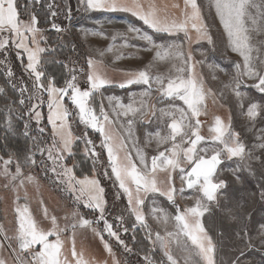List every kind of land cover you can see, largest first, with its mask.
<instances>
[{"label":"rangeland","instance_id":"1","mask_svg":"<svg viewBox=\"0 0 264 264\" xmlns=\"http://www.w3.org/2000/svg\"><path fill=\"white\" fill-rule=\"evenodd\" d=\"M28 1L34 3L33 0ZM131 1L126 3L131 4ZM138 3L144 11H148L151 6L161 20L165 19L169 22L171 20H183L185 11L189 14L191 13V8H186L185 0H143L142 3ZM253 3L259 5L261 10H264V2L262 0H253ZM35 4L40 12L38 16L34 12L32 14L37 16L39 20L38 26L44 30L43 36L45 40L41 41V46L53 49L48 31L50 29L54 30L51 27L52 23L58 24L63 29L60 33L54 30L58 44L72 53L70 60L66 64L68 66L67 73L68 69L76 70L80 87L87 88V61L91 58L94 61L95 71L111 82L104 87L109 88L110 93L106 94L104 88L100 89L99 92L95 93L97 96L95 101L98 98L100 102H104L103 106L108 114L110 111L114 113L124 111L123 108H114L117 100L124 106L132 104L137 110L134 114L129 113L127 116H117L123 129L122 132H119L113 123L108 124L105 122V129L112 137L111 143L119 146L121 141L127 137L129 131L128 120L133 121L131 139L134 143H128L123 148L117 147L116 155L122 164L126 165L128 163L126 157L131 155L133 162H137L139 166V161L135 159V149L138 148L145 154L150 167L151 157L158 155L160 151L171 148L172 144L175 143L180 146V167L184 168L186 173L192 164L184 160L182 149L190 146L186 142L189 138H194L191 137V131L185 128L183 132H187L186 136L182 132L180 136L176 137L175 141L168 140L164 144H158L156 134L169 136L171 130L168 128V124L173 119V116L163 115L161 109L173 112L174 118L179 119V113L176 112V109L183 108L187 112V106L180 100L163 97L160 90L161 85L155 82L154 79L150 85L134 84L126 88L118 87L120 83L131 78L130 74L144 69L148 70L152 78L160 76L165 88L170 79L178 81L179 79L188 78L186 70L183 72L179 71V69L185 68L183 60L171 57L154 59L156 50L148 45L147 42L137 39L134 33L128 31V28L131 26L140 29L141 32L150 35L158 45H166L175 41L182 46L185 54L188 52L192 53L194 62H200L195 64L194 78L202 82L205 93H208L209 89L211 92L205 96L201 105V114L198 117L200 121L198 131L204 139L197 145V148L222 147V145H213L212 137L214 133L210 131L214 126L215 119L219 117L225 127L230 125L231 131L239 134V138L246 145V151L253 153V158L248 161L250 170L238 172L237 175L240 177L238 181L232 170L237 167L239 160L237 158L228 160L225 155L223 162L217 168L214 179L215 182L220 179L226 180L228 186L218 192L216 201L209 202L202 198L198 185L192 189L184 188L179 168L175 170L158 168L153 175L157 186L162 191L167 190L169 187L168 176L169 172H171L176 189L174 195L175 203L168 201L166 196H162L159 193H148L146 195L143 192L140 193L141 198L145 201L142 211L148 225L145 236L152 248L167 260L165 248L161 247L160 242L156 240L157 233L162 238H165L167 250L173 256L176 264H207L199 249L192 244L186 235L180 232L174 219L178 209L183 212L184 209L194 206L197 199H201L202 203L207 206V211L199 219L206 235L212 240L214 264H232L238 257L240 258V264H264V243H262V240H264V235H262V232H264V201L260 199L261 186L264 185V151L255 147V145L262 142L258 137L264 135V94H261L257 88L252 87L255 83L253 80L244 78L240 88V91L245 93L242 109L232 88L225 87V85L232 82L236 74L234 65L242 63V60L229 47L224 28L213 6V0H197V4L200 6L202 23L213 40L211 45L207 39L198 37V33L191 28L190 23L188 25V35L191 40L188 41L183 32L174 36H169L167 33L154 32L130 12L101 14L96 13L99 11H86L78 4V0H40V3ZM49 4L52 5L51 11L58 13L57 16H51ZM68 7L71 8L70 19L66 18ZM249 11L253 15H258L256 8H250ZM258 22L264 25V21H259V18ZM96 33H103V36ZM154 34L163 36L156 40ZM250 35L254 49L252 52L254 63L259 66V61L264 60V32L252 31ZM71 36L77 42V47L72 43ZM114 36L116 37L115 40H113ZM125 44L127 46L122 47ZM109 47H111V51H107ZM17 52L18 50L11 46L6 53L0 51V60L6 61L5 64H0V78L3 85L17 96L15 98L17 103L13 105L15 109H13L11 114L13 122L11 130L6 126L7 110L11 106L10 101L5 100L3 107L4 125L9 132H13L17 122H21L24 133V123L28 120V117L25 115L23 118H18L21 112L19 106L20 96L19 92L13 89L12 84L19 85L22 82L28 88H31L33 78L27 74L24 68L27 63L26 56L23 59H18ZM50 53L52 52L47 54ZM117 57L121 58L117 59ZM8 68H11L14 73V79L11 82L6 75ZM81 69L84 71L81 72ZM4 93L8 99H14L10 93ZM142 93H147V95H142ZM25 95L27 96V93ZM109 97L114 98L111 104ZM42 100V103L40 101L34 102L38 104V110L41 112L40 127H44L45 132L43 134L39 133L35 120H32L30 124L31 135L28 136L30 138L28 148L31 147L32 136L38 138L37 142L41 146L50 147L52 145V126L48 124L47 120L48 104L46 93L43 94ZM250 102H256L261 105L260 114L255 121H250L246 116ZM89 105L94 110L93 97L90 99ZM65 106L73 113L68 118V127L73 137L80 138L87 133L88 138L96 145V151L99 155L97 158L86 155L83 139H74V143L78 141L82 144V154L89 161V166H85L83 177L78 176V166L81 162L76 159L73 150L71 156L65 154L63 164L66 167L73 168L72 175L75 177V180L72 181L73 184L75 181L85 178L99 181L100 186L104 188V199L106 200L105 216L113 224L114 230L119 232L121 239L128 245L126 239L133 231L132 225L135 223V218L128 212L127 197L118 189L115 177L111 176L107 152L100 147L102 138L98 132L80 123L76 114L77 110L71 105L70 101L66 100ZM24 111L26 112L27 108ZM96 114H100V108ZM191 123L195 124V120H192ZM199 154L205 155V153ZM166 155H170V153L166 152ZM207 155H211V152L207 153ZM0 157L2 156L0 155ZM256 157H259V159H256ZM35 159L37 161L35 166L29 164L22 169L24 177L31 175L34 178L31 182L25 179L24 183L21 184L18 179L10 184L9 180L0 176V228L5 236V239L0 238V260H3L5 264H19V261H24L26 264V262L31 261L32 259H29L28 254L30 252L23 250L22 253H19L13 243L17 240L20 220L30 218L35 222L39 230L47 232L53 228L51 217L55 216L58 229H65V231L60 233V240L63 242L62 250L70 247L81 249L88 247L91 254L103 258L107 254L104 248V242H107L110 245H115L117 249L120 248V254L123 255L122 257H116L119 264L128 263L130 258L132 261L133 257L129 255L130 252H126L115 238L104 233V242H102L100 237L94 233L93 228L102 231L103 222L99 224L94 222L92 227H76L73 230L72 224H78L81 216L94 221V218L99 213L85 208L83 200L77 201L75 199V196L79 195V191L73 194L69 188V177L62 174V168L58 164H54L53 160L48 159L47 153L41 155L39 151H36ZM20 162L23 164L22 161ZM53 167H56L57 171L61 172V177L58 178L52 171ZM10 171L15 172V163L11 166ZM106 171L108 176H105ZM89 172H91V175L88 174ZM5 185H8V187H5ZM76 187L78 189L79 185H76ZM130 187L135 191V185L130 184ZM181 188L184 189L183 192L180 191ZM25 208L27 209L26 213L24 212ZM153 208L162 209L163 214L153 213ZM45 209L47 210V215L45 214ZM228 209L233 210V215H239L243 212V223L247 226L246 229H242L239 226L238 220L230 218L227 214ZM73 213H76V215L74 216ZM164 214L168 217L166 222ZM249 215L251 216L250 220L248 219ZM118 216L124 217L123 227L128 228L127 233L123 231V228L118 227L119 221L116 220ZM139 227L137 226L136 229ZM245 230H247L248 237L251 238V242L254 245L251 249L246 247L248 239H241ZM149 231L151 232V239L147 238ZM167 233H173L174 235L169 239L167 238ZM56 238L53 235L48 239L50 242H54ZM6 241H8L7 243L10 246ZM39 247V245H36L34 250L39 251ZM128 247L130 248L129 245ZM10 248H13L18 261ZM241 251L244 252L242 257L240 256ZM102 252L104 255L100 254ZM23 256L27 257L28 260L22 258ZM140 259L141 264H147L144 257H140ZM149 259L151 260V258ZM133 263L136 264L135 260H133ZM168 263L170 264V262Z\"/></svg>","mask_w":264,"mask_h":264},{"label":"snow or ice","instance_id":"2","mask_svg":"<svg viewBox=\"0 0 264 264\" xmlns=\"http://www.w3.org/2000/svg\"><path fill=\"white\" fill-rule=\"evenodd\" d=\"M34 3H40V0H33ZM264 2V0H262ZM78 4L82 6L86 11H110V12H130L133 16L143 21L149 29L158 33H167L169 36H174L177 33L183 32L186 40L190 41L191 37L188 35V25L191 24V28L195 29L200 39H207L208 43L213 44L211 36L205 30V26L202 23V17L200 15V6L197 4V0H185L186 8H191V13L184 12L183 20H161L156 14L154 8L150 6L148 11H144L137 0H132V3H126L124 0H78ZM213 6L215 7L217 16L224 28L225 34L228 39V44L234 53H237L242 60V63H236L234 68L236 74L233 77L231 83L225 85V87L232 88L234 95L241 104L243 109V100L245 93L240 91V88L244 82V78L253 80L255 83L252 87L259 90L261 94H264V60L259 61V66L254 63L252 56L253 46L251 44V32H264V25L259 21H264V10H261L260 6L253 3V0H213ZM51 12V16H57V12L51 11L52 5H48ZM256 8L258 15H253L249 9ZM71 18V8L67 9V17ZM250 24V26H249ZM39 20L35 14H31L28 21H21L19 18L18 8L15 0H0V51L7 52L8 48L14 47L18 50L17 58L23 59L26 56L27 63L24 65L27 74L32 77L31 88L24 83L12 84L14 90L19 92V106L21 108L20 116L23 118L27 115L28 120L24 123V135L30 136V124L32 120H35L37 125V131L41 134L45 132L44 127H40L41 123V112L38 110V104L34 101L43 102V94H47L48 104V124L52 126L53 141L50 147L41 146L37 141L36 136H32V144L28 149V154L24 157L23 164H21L19 158L9 155L7 159L0 157V176L5 177L9 180V183H13L16 180H20L23 184L26 179L28 182L33 181V177L28 175L24 177L22 169L25 165L31 164L35 166L37 161L35 159L36 151H39L41 155L47 153L49 160H53L54 164H58L62 168V174L69 177V188L73 192L79 191V195L75 196L77 201H84V207L91 209L95 213H99L93 220H89L81 216L78 224H72L73 230L76 227H92L93 223L99 224L103 222V229L98 230L93 228L94 233L100 237L101 241L104 242V233L108 236L115 238L120 245L124 247L126 252H131L132 249L121 239L120 234L117 230H114L113 224L110 223L106 216V200L104 199V188L100 186V183L96 179L85 178L83 180H75L72 175L73 168L66 167L63 164L65 154L68 156L72 155L74 139H83L85 147L84 152L90 157L97 158L98 153L96 151V145L88 138L87 133L83 137L74 138L71 130L68 127V118L73 115L72 112L65 106V101H70L71 105L77 110L80 123L84 124L87 128H91L93 131L98 132L102 138L100 147L106 150L109 165L111 167V176L115 177V183L118 185V189L127 197L128 201V212L131 216H134L135 223H133V239L135 240V229L137 226L141 228H147L146 218L142 211V206L145 201L141 198L140 193L143 192L145 195L148 193H159L162 196H166L168 201L175 203L174 195L176 189L174 187L173 178L171 172L168 176L169 187L167 190H161L157 186V182L154 178V173L158 168L166 169L170 168L175 170L180 169L181 181L186 184L187 188L192 189L199 186V191L202 193V198L209 202L216 201L218 192L228 186L226 180L220 179L215 182V176L217 173L218 166L223 162L226 155L228 160L237 158L239 163L237 167L232 170L233 175L239 181L240 177L237 175L242 170H250V161L253 158V153L246 151L245 143L239 138V134L231 131L230 125L225 127L223 121L217 117L215 119L214 126L210 129L214 133L212 137L213 145H222V147H210V148H197V145L204 139L199 134L200 121L198 117L201 114V105L205 99V96L211 92L205 93L203 84L199 79L194 78V68L196 63L199 61H193V55L191 52L187 54L182 50V46L177 44L175 41L168 44H156L152 37L147 33L141 32L140 29L135 27H129L128 31L134 33L136 38L147 42L152 48L156 50V56L154 59H167L169 57L183 60L185 68L179 69V71H187V79H170L165 88L162 83V78L157 76L155 78L150 77L148 70H139L135 73L130 74L131 78L125 82L120 83L118 87L126 88L134 84L150 85L152 80L161 85L160 90L163 97L172 98L173 100H180L184 105L187 106V112L183 108H177L176 112L179 113V119L174 118V113L161 109V113L167 116H173L172 122L168 124V128L171 130L169 136H160L156 134L158 144H164L168 140L175 141L177 136H180L183 130L189 129L191 131V137L188 141L189 147L182 149L184 154V160L191 163L193 166L190 171L185 173V169L180 167L179 151L180 146L173 143L171 148L160 151L158 155L151 157V166L147 162L146 156L140 149L136 148L135 159L139 161L133 162L131 155L126 157L128 163L122 164L116 155L117 147H126L128 143H134L131 139L132 132L131 126L133 121L128 120V134L127 137L121 141L119 146L111 143L112 137L105 129V122L108 124L113 123L109 119V114L105 111L103 104L100 107V114L90 107L89 101L95 93L99 92L100 89L109 85L111 82L95 71V65L93 59L89 58L87 76V88H81L79 85L78 76L75 69H68V78L65 79L63 86H58L54 76H47L44 71V64L49 61L44 60L42 54L54 52L55 49L48 47H42L41 41H44L43 29L39 26ZM52 29L57 33L63 31V29L56 23H52ZM7 33V34H5ZM103 36V33H96ZM122 35V34H121ZM116 37H113L115 40ZM46 43V41H45ZM127 44L122 45L126 47ZM111 51V47L107 49ZM258 51V49H257ZM103 55V53H101ZM203 54V53H201ZM121 57H117L119 59ZM59 63V61H52ZM5 60H0V64H5ZM68 66L65 65V68ZM81 72L84 70L81 69ZM9 81L14 79V73L11 68L7 69L6 72ZM45 79L47 83H45ZM4 89L0 88V94H3ZM27 93V96L25 95ZM147 95V93H142ZM110 104L112 103V97H109ZM13 104L17 102L13 100ZM27 108L25 112L24 109ZM114 108H123L124 111L116 112V116L124 115L127 116L129 113H135L137 110L132 104L127 106L121 105L117 100ZM261 105L256 102H250L247 107L246 116L250 121H255L256 117L260 114ZM8 117L6 118V126L9 130L13 127L11 114L13 109L8 108ZM190 113V115H189ZM195 120V124L191 123ZM183 135H187V132H183ZM262 142L255 145L262 151H264V135L258 137ZM170 153V155H166ZM211 152V155L207 153ZM55 153V156H54ZM199 153H205L200 155ZM259 159V157H256ZM15 163V172H11L10 168ZM52 171L61 177V172L57 171L56 167L52 168ZM105 176H108L107 171ZM130 184L135 185V191H133ZM76 185H79L77 189ZM8 187V185H5ZM183 188L180 189L183 192ZM87 194V195H86ZM86 197V198H85ZM119 198V196H118ZM260 199L264 201V185L261 186ZM242 207V206H241ZM19 211V209H18ZM153 213L163 214L162 209L153 208ZM207 211V206L202 203L201 199H197L194 206L186 208L181 212L177 210V214L174 217L177 227L180 232L186 235L198 249L201 255L207 261V264H214L213 253L214 246L210 237L205 233V230L200 222V217L203 216L204 212ZM27 212V209H24ZM47 215V210L45 209ZM227 214L232 219H236L239 222V226L242 229H246L247 226L243 223L244 214L241 212L239 215H233V210L228 209ZM75 216L76 213H73ZM168 217L164 214V220L167 221ZM251 219V216H248ZM116 220L119 221L118 227L123 228V231L127 233L128 228L123 227L124 217L118 216ZM53 228L47 232L39 230L35 222L30 218L22 219L19 223V230L17 240L19 241V247L21 250L31 252L32 260L28 261L27 264H67V261H61L62 241L60 240V233L65 229H58L56 224V217H51ZM56 236L54 242L49 241L50 236ZM173 233H167V238L171 239ZM264 235V232H262ZM147 238L151 239V232L147 233ZM248 239L246 247L251 249L254 245L251 242V238L248 237V232L245 230L241 239ZM156 240L160 242L161 247L165 248V255L168 258L170 264H176L173 256L167 250L165 244V238H162L159 233L156 234ZM264 243V240H262ZM39 245V251H35L34 248ZM105 250L113 255V264H119L112 253V248L107 242H104ZM73 257H78L75 260V264H86L83 256L77 254L73 249ZM244 252L241 251L240 256L242 257ZM147 264H152V261L145 256ZM0 264H5L3 260H0ZM20 264H25L24 261H20ZM232 264H240V258L232 262Z\"/></svg>","mask_w":264,"mask_h":264},{"label":"trees","instance_id":"3","mask_svg":"<svg viewBox=\"0 0 264 264\" xmlns=\"http://www.w3.org/2000/svg\"><path fill=\"white\" fill-rule=\"evenodd\" d=\"M130 0H124V2H129ZM143 0H138V2L142 3ZM18 8L19 18L21 21H28L30 18V15L32 12H34L37 16L39 15V8L36 6L35 3L29 2L28 0H15ZM132 2V1H131ZM145 4V3H144ZM163 20V19H162ZM165 20V19H164ZM172 21V20H171ZM48 34L50 35V41L51 46L53 49H55L54 52L50 54L43 55L44 60L49 61L48 63L44 64V71L46 72L47 76H54L56 79V83L58 86H63L64 81L66 78H68L67 68H65V65L68 63V61L71 58L72 53L62 46H60L57 40V35H55L54 30H49ZM153 34V32H152ZM155 35V34H154ZM162 35V34H160ZM163 36V35H162ZM158 34H156L154 37L156 40L160 39ZM71 41L74 44V46L77 47V42L75 39L71 36ZM52 61H59V63L52 62ZM47 80L45 79V83ZM0 88H3V94H0V155L7 159L10 154L13 155L14 158H19L20 161H24V157L26 156V153L28 151V147L30 144V138L24 135L23 133V125L21 122H17V126L13 132H9L4 125V112L3 107L5 100L10 101V106L12 109H15L13 107V100L17 97L16 94L10 92L2 83V79L0 78ZM106 93H110L109 88H105ZM10 93V95L14 98H9L5 95V93ZM96 94L93 96V105H94V111L97 113L99 111L101 102L96 98ZM74 156L76 159H78L81 164L78 166V176L83 177L85 166H89V161L85 158V156L82 154V144L78 141L74 143L73 149ZM91 175V172L88 173ZM146 228L139 227L138 229H135V240L133 239L134 232L127 237L126 242L132 249V251L129 253L133 257V260H135L136 264H141L140 257L147 256L148 258H151L152 264H169L166 260H164L159 252L155 251L152 248V245L150 242L146 239L145 236ZM110 245V244H109ZM112 248V253L115 257L121 256L123 254H120L119 249L116 248L115 245H110ZM81 249V248H80ZM91 253L90 249L88 247H84L80 250V253ZM133 260L131 261V258L128 263L126 264H134Z\"/></svg>","mask_w":264,"mask_h":264},{"label":"crops","instance_id":"4","mask_svg":"<svg viewBox=\"0 0 264 264\" xmlns=\"http://www.w3.org/2000/svg\"><path fill=\"white\" fill-rule=\"evenodd\" d=\"M93 12H95V11H93ZM96 13H101V14H103V13H123V12H110V11H99V12H96ZM147 27V26H146ZM105 89V88H104ZM123 90V89H122ZM117 91V90H116ZM107 94V93H106ZM104 105V102H101V105ZM124 116V115H123ZM109 118L112 120V122H113V125H114V127L116 128H118V131L119 132H122L123 131V129H122V126H121V123L119 122V120H118V118H117V116L115 115V113L113 112V111H110V113H109ZM137 163V162H136ZM138 165V164H137ZM1 229V228H0ZM2 231V230H1ZM2 234H3V236H4V233H3V231H2ZM4 239H5V236H4ZM7 240V239H6ZM6 242H8V241H6ZM14 244H15V248H16V250L19 252V253H22L23 252V250H21L20 249V247H19V241L18 240H15L14 242H13ZM9 246H10V244L9 243H7ZM11 249V248H10ZM73 249L75 250V252L77 253V254H80V255H82L83 256V259L86 261V264H113V255H110L108 252H107V254L103 257V258H101L100 256H98V255H93V254H91V253H85V252H83V253H80V248H74V247H70V248H64L63 250L61 249V256L59 257L60 259H61V261H66L67 260V264H75V260H76V258H78V257H73V255H72V252H73ZM11 251L13 252V254H14V256H15V258L17 259V255L15 254V252H14V250H13V248L11 249ZM29 255L31 254V252L30 253H28ZM100 254H102V255H104L103 254V252L102 253H100ZM22 258H26L27 259V257H25V256H23ZM163 258V257H162ZM115 259L117 260V258L115 257ZM164 260H166V261H168L166 258H163ZM28 260V259H27ZM118 261V260H117ZM169 262V261H168ZM19 264H20V261H19ZM26 264H27V262H26Z\"/></svg>","mask_w":264,"mask_h":264},{"label":"built area","instance_id":"5","mask_svg":"<svg viewBox=\"0 0 264 264\" xmlns=\"http://www.w3.org/2000/svg\"><path fill=\"white\" fill-rule=\"evenodd\" d=\"M0 238L4 239V236H3V234H2L1 229H0ZM6 243H7V242H6ZM29 259H32V255H31V254L29 255ZM16 260L18 261V258H17Z\"/></svg>","mask_w":264,"mask_h":264},{"label":"water","instance_id":"6","mask_svg":"<svg viewBox=\"0 0 264 264\" xmlns=\"http://www.w3.org/2000/svg\"><path fill=\"white\" fill-rule=\"evenodd\" d=\"M192 166H193V165H191V166L188 168L187 171H190ZM184 188H185V189H189V188H187L186 184H184Z\"/></svg>","mask_w":264,"mask_h":264}]
</instances>
